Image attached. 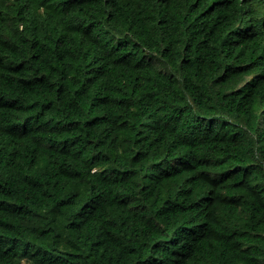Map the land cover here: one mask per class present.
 Masks as SVG:
<instances>
[{
    "label": "trees",
    "instance_id": "16d2710c",
    "mask_svg": "<svg viewBox=\"0 0 264 264\" xmlns=\"http://www.w3.org/2000/svg\"><path fill=\"white\" fill-rule=\"evenodd\" d=\"M0 264H264V0H0Z\"/></svg>",
    "mask_w": 264,
    "mask_h": 264
}]
</instances>
